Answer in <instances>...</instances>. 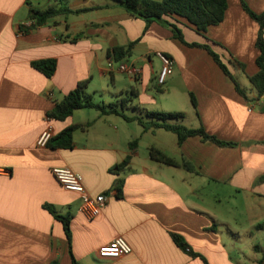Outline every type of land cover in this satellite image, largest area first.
I'll return each mask as SVG.
<instances>
[{"label": "crops", "instance_id": "obj_1", "mask_svg": "<svg viewBox=\"0 0 264 264\" xmlns=\"http://www.w3.org/2000/svg\"><path fill=\"white\" fill-rule=\"evenodd\" d=\"M245 1L256 13L264 11V0ZM59 5L87 11L43 26L29 19L31 9ZM179 26L188 44H209L233 79L206 50L185 45L166 26L148 24L114 0H0V264H74L64 225L46 206L70 216L77 264H260L264 95L258 98L249 81L258 72L259 25L240 0H228L224 21L204 35ZM129 44L134 47L126 61L139 71L137 78L117 66L108 70L109 52ZM157 53L174 61L163 86L157 83L163 67ZM42 60L57 61L52 78L33 67ZM83 82L95 103L115 104L129 118L152 126L161 121L148 112L184 113V119L170 122L203 127L233 146L200 137L179 145L177 135L165 129H145L94 109L64 121L50 118ZM100 92H107L103 101L95 98ZM72 126L86 127L75 131L73 148L38 146L45 131L56 136ZM151 148L195 171L153 161ZM129 155V165L120 167ZM55 168L79 174L93 198L107 196L99 217L89 220L80 211V195L62 187ZM173 235L182 237L184 248ZM117 238L132 253L100 257L99 250Z\"/></svg>", "mask_w": 264, "mask_h": 264}, {"label": "trees", "instance_id": "obj_2", "mask_svg": "<svg viewBox=\"0 0 264 264\" xmlns=\"http://www.w3.org/2000/svg\"><path fill=\"white\" fill-rule=\"evenodd\" d=\"M122 5L132 16L143 19L146 23L150 24L153 22L160 23L174 33V36L189 47H199L206 50L218 66L224 71L226 75L232 78V75L228 69V66L222 61L221 57L212 49L209 44L198 45L188 44L184 40L183 32L180 28V24H184L194 29L197 33L204 35L208 29L212 26H217L224 21L226 11L228 10V0H114ZM241 6L244 12L259 25V31L256 39L255 46L259 51V55L256 59V65L258 72L249 78L251 85L257 93V97L260 98L264 95V11L256 13L253 11L245 0H240ZM87 11V9L72 10L65 5H59L56 7H50L46 10H35L31 9L29 19L35 26L46 25L49 20L58 16L67 14H80ZM23 30L24 27H21ZM79 36L76 40L82 38ZM134 44L127 46H119L109 52L110 59L119 62L130 57ZM33 67L43 73L48 78H52L57 70L56 60H42L34 62ZM244 68L243 64H240ZM233 79V78H232ZM235 82V80H234ZM87 82L80 83L78 87L70 92L65 99L56 105L55 110L49 115L53 120L64 121L71 117L76 111L81 109H94L101 115H119L126 121H137L145 129L155 127L158 129H165L166 131L172 132L178 137V144L182 145L188 138L200 137L204 141L212 142L218 146H233V143L222 142L214 136L209 135L203 127L198 129H191L182 124H173L172 120L184 119V113H164V112H148V116L153 119L161 121V123H154L152 126L146 124L142 118H129L123 114L122 111L118 110V106L115 104H100L95 103L91 96L86 95L85 89ZM237 91L245 99L246 94L241 90L239 85L236 83ZM192 104L196 107L197 103L193 95ZM89 127V126H87ZM82 126L69 127L56 136H53L47 147L50 149H71L74 146V133L78 129H85ZM137 141L130 144V150L134 151ZM150 158L158 163L183 168L187 171H195L194 167L188 162H177L176 160L168 157L162 151L151 148L149 150ZM132 156L129 155L126 160L120 165V167H126L129 165ZM264 180V178H263ZM123 181L119 180L117 184L118 191L121 192ZM46 209L55 214L56 218L59 219L65 229L66 237L69 244L70 254L74 264L76 263L75 258L71 252L72 243V230H71V218L70 216L58 215L52 206H46ZM174 241L180 247H185V243L182 237L173 235ZM257 248V247H256ZM204 260V259H203ZM264 260V258H263ZM261 260L260 264H262ZM205 264H208L204 260Z\"/></svg>", "mask_w": 264, "mask_h": 264}, {"label": "built area", "instance_id": "obj_3", "mask_svg": "<svg viewBox=\"0 0 264 264\" xmlns=\"http://www.w3.org/2000/svg\"><path fill=\"white\" fill-rule=\"evenodd\" d=\"M157 56L162 60L163 67L158 76V85L163 86L167 77L173 72L174 61L162 53H157ZM114 66H117L118 70L122 73H127L134 78H137L139 71L126 61V59L116 62L114 60L109 61L108 70H112ZM53 137V131H45L38 141V146H47L49 140ZM53 174L56 180L62 185V187L68 191L78 193L82 200L80 211L89 219L94 220L99 217L102 210L107 204V196L100 195L95 198L90 196L87 192L82 177L69 168H55ZM132 253V247L124 238H117L111 244L102 247L99 250V255L102 258L118 259L122 256H126Z\"/></svg>", "mask_w": 264, "mask_h": 264}, {"label": "rangeland", "instance_id": "obj_4", "mask_svg": "<svg viewBox=\"0 0 264 264\" xmlns=\"http://www.w3.org/2000/svg\"><path fill=\"white\" fill-rule=\"evenodd\" d=\"M108 84H109L110 87H112V84H111L110 81H108ZM105 87H106V85H105ZM106 93H107V92H106ZM106 93H104V92H100L99 94H97V95L95 96V98H96L98 101H103L102 99H103V97L105 96Z\"/></svg>", "mask_w": 264, "mask_h": 264}, {"label": "water", "instance_id": "obj_5", "mask_svg": "<svg viewBox=\"0 0 264 264\" xmlns=\"http://www.w3.org/2000/svg\"><path fill=\"white\" fill-rule=\"evenodd\" d=\"M262 111H264V106L262 107ZM262 264H264V260H263Z\"/></svg>", "mask_w": 264, "mask_h": 264}]
</instances>
